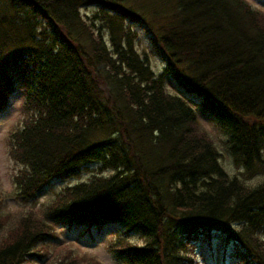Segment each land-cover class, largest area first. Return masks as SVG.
Wrapping results in <instances>:
<instances>
[{
  "label": "trees",
  "instance_id": "1",
  "mask_svg": "<svg viewBox=\"0 0 264 264\" xmlns=\"http://www.w3.org/2000/svg\"><path fill=\"white\" fill-rule=\"evenodd\" d=\"M134 25L149 34L162 74L138 51ZM165 76L214 117L244 176L264 172V13L245 0H0V110L25 93L9 140L17 199L91 173L42 216L0 215V264H34L66 223L136 232L142 244L118 235L107 247L126 264H198L189 237L212 233L242 262L264 264V181L249 186L222 167ZM64 255L51 264L77 263Z\"/></svg>",
  "mask_w": 264,
  "mask_h": 264
},
{
  "label": "rangeland",
  "instance_id": "2",
  "mask_svg": "<svg viewBox=\"0 0 264 264\" xmlns=\"http://www.w3.org/2000/svg\"><path fill=\"white\" fill-rule=\"evenodd\" d=\"M248 1L264 9V0ZM94 10L93 7L81 9V14L85 13L86 15H90ZM132 27L139 36V43L137 45L138 51L147 53L151 58L152 70L155 73H160L162 71L161 59L152 49V45L149 41V34L140 26L134 25ZM165 85L167 92L181 96L198 114L202 128L209 133L217 151L220 153V163L222 167L231 176H237L249 186L257 184L264 178V174L248 178L244 176L242 169L233 165L224 144L225 137L218 129L216 120L206 112V107L197 98L182 93V89L172 79H168ZM24 98V91H22V89H17L9 99V106L0 113V192L3 203L0 215L6 216L7 214L11 223L19 216L23 215L28 209H33L37 215L42 216L44 206L49 204L64 187L86 181L91 175L90 172H82L78 178L68 180L57 179L45 187L34 200L24 203L17 199L19 194L13 179L21 167L11 159V154L9 153V140L11 133L23 124L24 114L22 105ZM56 230L58 233L57 239L45 243L48 254L40 260L34 258V264H51L53 261L52 259L64 255L66 249H69L71 257L77 260L76 264H86L88 259L91 258L99 260L103 264H118L107 252L108 245L113 242L118 235L128 238L130 241L137 244L143 243L139 235L135 232H126V229L118 224H106L101 229L92 228L90 232L85 230L82 226L68 227L67 225L58 226ZM191 247L194 253H192V255H195L198 264H247L249 262H242V258H240L241 255L236 256L233 252V248L228 245L226 246L223 238L215 235L211 236L210 240L198 237L191 243ZM223 251L224 254L222 256ZM67 256L68 255H64V257Z\"/></svg>",
  "mask_w": 264,
  "mask_h": 264
},
{
  "label": "bare ground",
  "instance_id": "3",
  "mask_svg": "<svg viewBox=\"0 0 264 264\" xmlns=\"http://www.w3.org/2000/svg\"><path fill=\"white\" fill-rule=\"evenodd\" d=\"M84 9H86V8H84ZM81 11V10H80ZM80 14H81V12H80ZM81 15H85V16H87L85 13L84 14H81ZM150 57V56H149ZM151 59V58H150ZM151 61V60H150ZM161 63H162V71L160 72V73H155V75H160V74H162L163 72H164V68H165V63L161 60ZM168 79H171L170 78V76H165V82L166 81H168ZM13 93H11V95H12ZM9 106V100H8V103L4 106V108L2 109V110H0L1 112L2 111H4L7 107ZM194 110V109H193ZM196 113V112H195ZM197 114V113H196ZM197 120H198V122H199V117H198V114H197ZM199 124H200V122H199ZM200 126H201V124H200ZM202 127V126H201ZM263 155H264V152H263ZM11 159H12V157H11ZM13 161H14V159H12ZM14 163H16L17 165H19L17 162H15L14 161ZM20 166V165H19ZM96 168V166L95 165H92V169H95ZM21 169V168H20ZM19 169V170H20ZM19 172V171H18ZM259 174H264V172H262V173H257L256 175H259ZM81 174H78L77 176H70V177H67V178H55V179H53V180H51L47 185H45L44 187H43V189L45 188V187H47L48 185H50V183L52 182V181H54V180H57V179H66V180H68V179H73V178H78L79 176H80ZM256 175H254V176H256ZM87 181V180H86ZM261 181H264V178L261 180ZM260 181V182H261ZM82 182H85V181H82ZM79 183H81V182H79ZM76 184H78V183H76ZM76 184H73V185H69V186H66V187H72V186H74V185H76ZM66 187H64L60 192H62ZM43 189H42V191H43ZM41 191V192H42ZM59 192V193H60ZM58 193V194H59ZM40 193H38V195H39ZM64 225H67L68 227H71L69 224H64ZM141 238V237H140ZM196 238H198L197 237V235L196 234H194V235H191L190 237H189V240H190V242H189V244H191V242H193L194 240H196ZM142 240V239H141ZM130 242H132V243H135V242H133V241H130ZM135 244H137V243H135ZM48 251V250H47ZM112 257H113V259L115 260V261H117L116 263H118V264H126V263H124L122 260H120V258H117L116 256H113V255H111Z\"/></svg>",
  "mask_w": 264,
  "mask_h": 264
}]
</instances>
